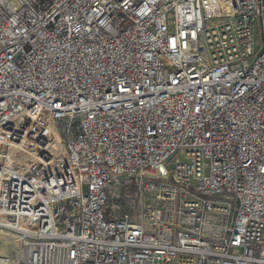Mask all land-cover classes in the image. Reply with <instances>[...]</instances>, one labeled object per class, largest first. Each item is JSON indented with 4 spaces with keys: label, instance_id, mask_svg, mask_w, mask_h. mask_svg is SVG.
Returning a JSON list of instances; mask_svg holds the SVG:
<instances>
[{
    "label": "built area",
    "instance_id": "1",
    "mask_svg": "<svg viewBox=\"0 0 264 264\" xmlns=\"http://www.w3.org/2000/svg\"><path fill=\"white\" fill-rule=\"evenodd\" d=\"M0 264H264V0H0Z\"/></svg>",
    "mask_w": 264,
    "mask_h": 264
},
{
    "label": "bare ground",
    "instance_id": "2",
    "mask_svg": "<svg viewBox=\"0 0 264 264\" xmlns=\"http://www.w3.org/2000/svg\"><path fill=\"white\" fill-rule=\"evenodd\" d=\"M0 251H2V252H3V250H0Z\"/></svg>",
    "mask_w": 264,
    "mask_h": 264
}]
</instances>
